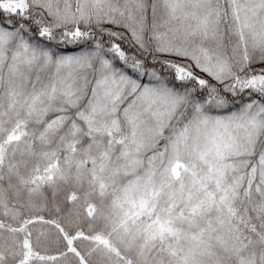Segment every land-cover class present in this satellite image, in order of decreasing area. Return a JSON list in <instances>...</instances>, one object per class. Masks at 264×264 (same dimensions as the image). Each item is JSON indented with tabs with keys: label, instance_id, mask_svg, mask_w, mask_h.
Returning a JSON list of instances; mask_svg holds the SVG:
<instances>
[{
	"label": "snow or ice",
	"instance_id": "6c2138e0",
	"mask_svg": "<svg viewBox=\"0 0 264 264\" xmlns=\"http://www.w3.org/2000/svg\"><path fill=\"white\" fill-rule=\"evenodd\" d=\"M0 264H264V0H0Z\"/></svg>",
	"mask_w": 264,
	"mask_h": 264
}]
</instances>
